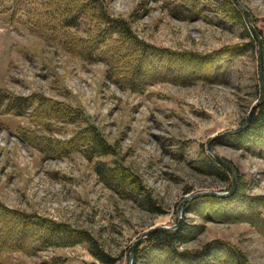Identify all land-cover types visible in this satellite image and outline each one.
Segmentation results:
<instances>
[{
	"label": "rangeland",
	"instance_id": "obj_1",
	"mask_svg": "<svg viewBox=\"0 0 264 264\" xmlns=\"http://www.w3.org/2000/svg\"><path fill=\"white\" fill-rule=\"evenodd\" d=\"M175 1L103 3L109 15L127 19L139 39L157 47L204 56L253 40V49L228 56L223 61L225 66L217 69L223 71L221 76L208 71L199 61L175 59V70L166 73L178 74V81L160 79L137 91L112 79L105 61L77 57L59 41L49 42L31 34L10 21L9 10L0 8V89L15 96L35 97L25 112L23 108L17 114L0 109V202L9 209L87 231L115 259L113 264H128L129 247L148 230L174 225L185 197L201 191L231 189L233 176L226 168L231 181L200 170L204 156L211 155L207 144L215 135L244 123L261 95L258 40L242 8L232 0L241 9L245 26L225 22L211 11L224 0H210L212 5L205 16L192 18L174 16L168 7ZM238 1L248 10L260 36L264 73V0ZM149 62V58L140 61L144 76L160 71L158 64ZM39 99L56 102L64 109L81 110L88 116V123L96 125L115 148L114 154L90 160L82 151L60 156L39 149L30 139L41 136L64 140L87 125L79 119L39 121L33 116ZM226 135L216 138L213 147L233 166L235 179L238 174L243 179L244 200L212 202L210 217L186 212L185 205L190 200L186 201L181 222L185 217L187 223L201 229L190 233L180 249L201 248L218 239L234 244L252 264H264V232L252 224L247 204V197L257 198L264 217V152L249 137L245 136L242 144L240 138L227 139ZM113 159L138 176L162 213L146 210L135 198L102 181L94 165ZM222 207L226 209L222 211ZM26 232L30 235L36 231L27 228ZM66 242L29 254L0 251V264H105L93 255L86 242Z\"/></svg>",
	"mask_w": 264,
	"mask_h": 264
},
{
	"label": "trees",
	"instance_id": "obj_2",
	"mask_svg": "<svg viewBox=\"0 0 264 264\" xmlns=\"http://www.w3.org/2000/svg\"><path fill=\"white\" fill-rule=\"evenodd\" d=\"M202 2L205 4L203 5ZM209 4L212 5L210 0H176L170 2L168 8L174 16L192 18L205 16ZM104 6L103 0H0V8L11 11L12 23H18L43 40L59 41L65 49L77 57L105 61L110 68L112 79L118 81L121 86L137 91H143L150 84L161 81L160 79L167 81L166 79L171 78L173 81H178V74L176 77L166 73L175 70V59L199 61L198 63H203L208 71L221 76L223 71L217 69L225 66L223 61L228 56L253 49V40L228 45L204 56L198 52H177L157 47L139 39L127 19L109 15ZM211 11L218 13L225 22L245 26V17L232 0L222 1ZM245 33L251 37L247 30ZM146 58L150 59V65L158 64L157 68L162 72L158 70L159 72L154 71L149 76H144L139 65L141 59ZM34 98L15 96L0 89V109L17 114L23 108L25 112ZM33 116L38 117L39 121L57 119L73 122L79 119L82 124L87 122V125L73 132V136L68 139L51 140L41 136L30 139L46 154L65 156L75 151H82L86 158L92 160L96 156L112 155L115 152V148L105 140L98 127L88 123V116L77 108L64 109L56 102L39 99ZM245 136L249 137L252 143L260 145L261 151L264 152V103L255 109L247 128L239 133L228 134L226 138H240V142L245 144L243 143ZM262 156L264 157V153ZM203 160L200 170L209 174H218L225 181H231L228 171L216 163L211 155H205ZM94 171L108 187L117 189L127 197L135 198L146 210L163 212L138 176L120 161L113 159L110 163L97 162ZM236 181V188L231 195L224 198L211 196L195 198L186 203L185 211L208 217L212 202L234 201L235 203L240 199L244 200L242 191L244 182L239 174ZM256 199L253 196L247 197V204L253 216L250 219L254 226L264 232L262 206ZM223 207L222 211L226 209ZM183 218L178 230L157 229L148 234L136 247L133 264H252L234 244L218 239L205 243L201 248L180 249L181 244L188 240L190 233L201 229V226L187 223L185 217ZM27 228H33L35 234H27ZM65 240L67 245L86 242L100 262L105 264L115 262V259L105 253L87 231L74 230L36 214L9 209L0 202V251H23L29 254L44 247L62 246Z\"/></svg>",
	"mask_w": 264,
	"mask_h": 264
},
{
	"label": "water",
	"instance_id": "obj_3",
	"mask_svg": "<svg viewBox=\"0 0 264 264\" xmlns=\"http://www.w3.org/2000/svg\"><path fill=\"white\" fill-rule=\"evenodd\" d=\"M234 2L239 5L246 17L247 23L248 25H250L251 27V31L252 34L254 35V37L258 40V47H257V60H258V74H259V81H260V86H261V95L260 97L252 104L248 115L244 121V123H242L240 126L224 131L218 135H215L214 137H212L207 144V150L210 152L211 156L213 157V159L215 160L216 163H218L219 165L223 166L224 168H226L233 176L232 179V187L229 191H201V192H197V193H193L187 197H185L178 208V219L177 222L172 225V226H166V225H161V226H157L154 227L150 230H148L147 232H145L141 237H139L137 240L134 241V243L129 247L128 250V264H133L134 262V251L136 246L139 244V242H141V240L145 239L147 237L148 234H150L151 232L157 230V229H169V230H178L181 226V219H182V214H183V205L185 204L186 201L188 200H193L195 198L201 197V196H218V197H224L227 195H231L234 192L235 189V185H236V179H235V171L233 166L227 161L225 160L223 157H221L215 150L213 147V141L221 136H224L226 134L229 133H239L240 131H242L244 128H246L251 121L252 115L254 113V110L264 102V73H263V66H262V46H261V41H260V36L257 34L256 30L254 29V27L252 26V19L251 16L248 12V10L244 7V5L238 1V0H234Z\"/></svg>",
	"mask_w": 264,
	"mask_h": 264
},
{
	"label": "bare ground",
	"instance_id": "obj_4",
	"mask_svg": "<svg viewBox=\"0 0 264 264\" xmlns=\"http://www.w3.org/2000/svg\"><path fill=\"white\" fill-rule=\"evenodd\" d=\"M238 196V195H237ZM233 198V197H232ZM260 201V200H259ZM230 260V259H229ZM229 263V262H228Z\"/></svg>",
	"mask_w": 264,
	"mask_h": 264
}]
</instances>
